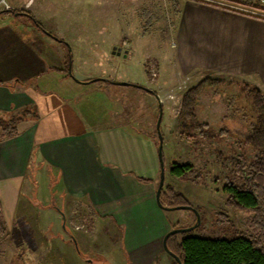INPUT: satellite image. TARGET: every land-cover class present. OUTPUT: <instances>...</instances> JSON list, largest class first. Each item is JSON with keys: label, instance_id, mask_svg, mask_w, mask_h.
I'll return each mask as SVG.
<instances>
[{"label": "crops", "instance_id": "obj_1", "mask_svg": "<svg viewBox=\"0 0 264 264\" xmlns=\"http://www.w3.org/2000/svg\"><path fill=\"white\" fill-rule=\"evenodd\" d=\"M184 2L172 25L177 59L168 56L171 76L211 71L248 79L264 91V20L201 0ZM5 3L0 9V113L28 109L34 114L23 122L24 130L20 125L19 136L0 141V219L6 228L0 243L10 240L5 248L19 247L20 264H27L37 252L30 244L32 237L45 241L41 251L68 249L65 256L73 259L72 264H173L163 242L178 222L157 202L161 164L156 139L109 122L104 110L91 103L82 102L75 113L60 94L76 97L90 84L92 78L81 76L80 64L75 69L76 61L130 56L133 43L127 40L113 50V45L109 49L101 41H78L75 49L46 34L43 26L44 19L77 13L74 1ZM67 66L73 76L67 77ZM40 80L43 85L51 81L58 93L40 91ZM31 169L38 182L28 181ZM53 180L60 189L62 209L39 208L33 201L39 185ZM70 207L85 222H94L89 233L70 235L65 224ZM66 236L71 238L68 245ZM118 240L119 249L114 246ZM6 253L2 250L0 258ZM36 264L48 263L38 259Z\"/></svg>", "mask_w": 264, "mask_h": 264}, {"label": "rangeland", "instance_id": "obj_2", "mask_svg": "<svg viewBox=\"0 0 264 264\" xmlns=\"http://www.w3.org/2000/svg\"><path fill=\"white\" fill-rule=\"evenodd\" d=\"M73 1L76 3L73 8L77 9V13L69 16L59 15V19L56 17L54 20L44 19L43 26L46 34L66 40L75 49L78 41L82 43H88L83 41H101L102 44L110 46L109 49L113 45V50H119L122 48V43L127 40L133 43V48L130 50V56H126L125 53L118 57L108 56L106 62L94 61L98 57H93L91 61L87 62L76 61L75 69L77 64H80V69L83 70L82 73L80 72L81 76L90 77L93 81L109 80L113 84L107 82L89 84L76 97L61 91V96L68 101L65 104H68L73 112L78 113L77 107L82 102L91 103L98 109L104 110L109 122L125 124L124 126L132 130L152 136L158 144L157 122L161 104L163 107L161 132L164 138L165 164L163 190H174L185 197L190 204L188 206L199 210L201 222L199 227L192 232L193 235L212 238L229 237L239 232H252L251 224L255 213L235 210L225 205L227 196L223 192V188L227 178L232 176V172L226 162L217 159L219 151L224 152L228 157V150H231L233 143L236 142L234 134L247 130V125L241 115L228 109V100L221 95L213 96L206 93L202 97L198 110L200 121L208 122L215 134L225 127L230 129L231 133L223 140L217 141V138L212 147L205 144L195 147L193 144L181 141L176 129L177 116L181 110L185 92L204 78V73L198 70L177 77H172L170 74L172 69L169 67L171 63L167 60L168 56L177 59V48L172 47L173 40L177 38L174 36L172 25L174 20L177 21L176 13L180 9L183 10L184 1L187 0H70V2ZM226 1H229L231 5L243 3L247 9H253L247 5H254L258 8V4L254 0ZM180 2L182 3L181 7H177ZM67 17L71 19L68 21ZM84 46L85 49H88L86 44H82L81 47ZM148 56L157 57L161 61L158 63L152 59L147 60ZM153 70L158 74L156 78L151 77ZM42 81H37L40 91L46 94L58 93L51 81L44 80V82H48L44 85ZM248 82L251 83L249 80ZM118 83H129L130 86L117 85ZM137 83L146 84L143 87L156 92L159 99L162 100L161 103L156 97L135 87V85L141 86ZM235 91L237 89L231 90V92ZM25 110H13L5 115L0 113V117L20 115ZM22 125L23 122L21 127L24 130L25 124ZM239 153L236 152V154ZM246 155L248 160L252 159L248 150H246ZM229 157L231 156L229 155ZM174 163L191 164L197 172L188 175V177H176L171 172ZM43 171H40V174ZM36 174L34 169H31L28 181L38 182ZM39 189L33 199L39 208L62 209L60 189L57 188L55 180L43 181L39 185ZM31 192L29 190V193ZM169 215L178 222L173 226V229L189 228L197 224L196 215L192 210L175 209L171 210ZM85 221L78 216L77 211L69 210L65 224L69 227L72 237L78 238L91 231L94 222L90 225ZM182 237L181 234L178 239ZM46 239L50 241V234H47ZM63 240L64 244L68 245L71 238L66 236ZM7 241H4L3 244L0 243V252L2 250L7 252L4 257L0 258V264H20L18 261L19 247L16 245L5 248L4 244ZM29 241L32 249H36L37 252L27 259V264H36L38 259L41 263L72 264L73 259L70 260V258H66L67 255L65 256L68 249H48V252L44 250L43 252L40 247L41 241L45 242L43 239L32 237ZM114 246L119 249L120 241L118 240ZM48 255H52L53 258ZM169 258L173 263V258L170 256ZM81 264L86 263L82 261ZM116 264H120V262Z\"/></svg>", "mask_w": 264, "mask_h": 264}, {"label": "trees", "instance_id": "obj_3", "mask_svg": "<svg viewBox=\"0 0 264 264\" xmlns=\"http://www.w3.org/2000/svg\"><path fill=\"white\" fill-rule=\"evenodd\" d=\"M247 6L257 8L254 5ZM6 12L17 14V11ZM19 14L23 13L19 12ZM245 15L264 20L263 17L252 14ZM27 17L35 22L40 30H44L41 23L33 16L28 14ZM65 72L67 77L70 76L69 66L66 67ZM88 82L113 84L109 80ZM235 89L237 91L231 92ZM147 93L157 96L152 90ZM206 93L213 96L219 94L228 100V109L240 114L247 125L246 131H238L234 134L236 142L233 143L231 150H228V157L224 152L219 151L217 159L226 162L232 172L231 177H226L223 188L227 196L225 205L235 210L255 213L251 224L252 232H239L229 237L211 238L193 235L192 231L182 234L181 239H178L181 234L172 236L168 247L183 264H264V91L245 78L211 71L205 72L204 78L185 92L176 123L181 141L193 144L195 147L202 144L212 147L217 138V141L223 140L231 133V130L225 127L215 134L208 122L200 121L198 110L202 97ZM22 113L11 117H0V141L13 139L21 134V123L34 114L28 109ZM246 150L251 154V160H248ZM236 152L240 153L236 154ZM171 172L174 176L183 178L197 170L191 164L174 163ZM161 200L167 207L190 205L183 195L172 189L163 190ZM2 218L0 219V239L5 230ZM173 261V264H178L175 259Z\"/></svg>", "mask_w": 264, "mask_h": 264}, {"label": "water", "instance_id": "obj_4", "mask_svg": "<svg viewBox=\"0 0 264 264\" xmlns=\"http://www.w3.org/2000/svg\"><path fill=\"white\" fill-rule=\"evenodd\" d=\"M69 75L73 76L71 66L69 68ZM118 85H121V86H130L129 83H118ZM135 87L141 88L144 91L149 92V93L151 92L150 89L145 88L143 86H136L135 85ZM156 98L160 102L159 97L156 96ZM162 118H163V107H162V105H160V116H159V119H158V122H157V133H158V136H159V158H160V164H161V171H160V184H159V189H158V192H157V202H158V204H159V206L161 208H163L165 210H169V211L175 210V209L192 210L195 213L196 219H197V224L194 225L193 227L172 229L169 233H167V235L164 238L163 245H164L165 251L173 259H175L178 264H183L182 261H181V259L169 249V247H168V241H169V239L172 236L179 235V234H186V233H189V232H192V231L196 230L199 227V225H200L201 217H200L198 211L196 209H194L193 207H191V206H188L187 205V206H178V207H166V206H164L162 204L161 196H162V192H163V189H164V186H165V164H164V157H163L164 138H163V135H162V132H161Z\"/></svg>", "mask_w": 264, "mask_h": 264}, {"label": "built area", "instance_id": "obj_5", "mask_svg": "<svg viewBox=\"0 0 264 264\" xmlns=\"http://www.w3.org/2000/svg\"><path fill=\"white\" fill-rule=\"evenodd\" d=\"M201 1L208 2V3H211V4H215V5H219V6H222V7H225V8H229L231 10H235V11H238V12H241V13L252 14V15L264 18V0H254L256 2V4H258V8H255V9H247L244 6H239L237 4L231 5L229 3V1H226V0H201ZM1 5H5V1L4 0L0 3V6ZM157 75L158 74H157L156 71L153 70L151 72V77L152 78H156ZM161 101L162 100H160V102ZM82 229H83V227H82Z\"/></svg>", "mask_w": 264, "mask_h": 264}]
</instances>
